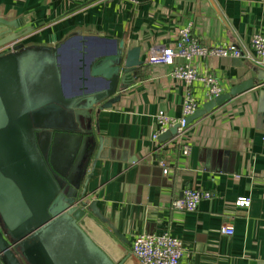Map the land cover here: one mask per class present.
Here are the masks:
<instances>
[{
	"label": "crops",
	"instance_id": "crops-1",
	"mask_svg": "<svg viewBox=\"0 0 264 264\" xmlns=\"http://www.w3.org/2000/svg\"><path fill=\"white\" fill-rule=\"evenodd\" d=\"M0 18L30 30L25 45L65 43L70 91L77 90L84 50L102 58L115 40L139 49L143 66L117 91V102L98 114L94 108L96 135L107 148L89 169L85 189L120 246L130 253L137 235L167 233L181 242L180 264H264V66L246 58L193 59L223 93L249 79L253 86L160 143L152 139L156 115L179 118L185 86L170 77V66L145 62L151 48L173 46L190 23L203 45L232 44L250 53L251 37L264 35V0H0ZM191 94L199 108L209 101L201 85ZM187 188L211 197L193 212L172 209ZM240 198L248 206H236ZM222 227L233 234L222 235Z\"/></svg>",
	"mask_w": 264,
	"mask_h": 264
},
{
	"label": "water",
	"instance_id": "water-1",
	"mask_svg": "<svg viewBox=\"0 0 264 264\" xmlns=\"http://www.w3.org/2000/svg\"><path fill=\"white\" fill-rule=\"evenodd\" d=\"M29 32L0 18V49L12 45L0 53V264H139L103 227L85 192L87 173L107 148L96 135L94 108L98 114L117 102V91L143 66L139 49L111 41L104 57L88 63L84 50L76 63L80 84L69 93L62 80L65 43L25 45ZM252 86L249 79L210 99L185 125Z\"/></svg>",
	"mask_w": 264,
	"mask_h": 264
},
{
	"label": "built area",
	"instance_id": "built-area-1",
	"mask_svg": "<svg viewBox=\"0 0 264 264\" xmlns=\"http://www.w3.org/2000/svg\"><path fill=\"white\" fill-rule=\"evenodd\" d=\"M12 49V45L0 49V53ZM250 53H242L232 44L220 46H206L192 34V24L180 28L177 32L176 42L169 47L151 48L146 55L147 64H163L171 67L170 77L174 80L183 82L185 93L182 103L181 116L171 118L162 112L156 115L157 128L152 134L153 141L157 142L158 137L168 129L177 126V134H181L185 128V119L192 116L199 108L197 101L191 94V88L194 84L205 88L207 99H213L223 93L219 81L213 75H201L192 66L193 59L206 58H246L251 62L264 66V35L254 34L249 42ZM189 148L182 147V154L187 155ZM209 192H202L197 189H184L181 197L171 201V208L179 211L193 212L196 210L201 200L209 199ZM249 199L240 198L236 200L235 205L246 207ZM222 235H232L233 230L230 227L220 228ZM131 256L139 264H180L182 258L181 242L167 234H139L137 235L130 250Z\"/></svg>",
	"mask_w": 264,
	"mask_h": 264
},
{
	"label": "bare ground",
	"instance_id": "bare-ground-1",
	"mask_svg": "<svg viewBox=\"0 0 264 264\" xmlns=\"http://www.w3.org/2000/svg\"><path fill=\"white\" fill-rule=\"evenodd\" d=\"M79 57H82V56H79ZM85 59V62L86 63H88L89 62V60H91L92 59V57H89V55L88 56H86V58H84ZM77 64H79V61L77 62ZM68 68V67H67ZM69 69V68H68ZM68 75V74H67ZM78 75H80V73L78 74ZM78 78H79V76H78ZM62 80H63V85H64V87L66 86L65 85V83H64V76L62 77ZM77 83H78V85L80 84L79 83V80L77 81ZM68 86H66L65 88H66V90H68V88H67ZM70 90H68V92H69ZM73 92H75V90L73 91ZM70 93V92H69Z\"/></svg>",
	"mask_w": 264,
	"mask_h": 264
},
{
	"label": "rangeland",
	"instance_id": "rangeland-1",
	"mask_svg": "<svg viewBox=\"0 0 264 264\" xmlns=\"http://www.w3.org/2000/svg\"><path fill=\"white\" fill-rule=\"evenodd\" d=\"M72 61H75L73 57H71V62H72ZM72 63H73V62H72ZM74 64H75V63H74ZM74 64H73V66H72L73 68L75 67ZM72 78L74 79L73 76H72ZM70 85H71V84L69 83L68 90H71V88L73 87V86L70 87ZM72 92H73V91H72ZM70 93H71V92H70Z\"/></svg>",
	"mask_w": 264,
	"mask_h": 264
}]
</instances>
